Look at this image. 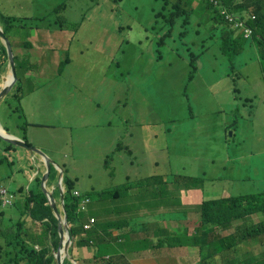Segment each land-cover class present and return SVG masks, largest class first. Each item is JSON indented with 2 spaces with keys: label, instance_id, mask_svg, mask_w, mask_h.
Returning <instances> with one entry per match:
<instances>
[{
  "label": "rangeland",
  "instance_id": "rangeland-1",
  "mask_svg": "<svg viewBox=\"0 0 264 264\" xmlns=\"http://www.w3.org/2000/svg\"><path fill=\"white\" fill-rule=\"evenodd\" d=\"M7 1L15 4L8 5L7 12L19 16L15 24L23 26L12 33L11 42L24 63L17 68L14 87L0 101V124L42 146L39 149L75 180V187L97 183L107 193L131 186L133 182L125 175L136 180L154 168V172L166 170L169 184L181 188L192 184L187 181L188 172L197 167L203 178L200 185L215 195H222L227 184L242 186L250 194L264 190V152L258 151L264 148V61L258 43L252 38L244 40L240 31H235L236 39L233 32V38L229 36L231 44L233 39L240 42V52L225 48L227 27L204 4L206 0H181L183 8L171 35L161 44L178 0ZM57 6L65 7L58 10ZM59 19L71 33L69 39L61 40L65 47L36 42L50 34L47 31L44 36L28 38L37 27H56ZM23 40L42 44V50L36 45L34 51L28 49ZM192 55L196 70L190 78ZM66 57L69 62L59 72V63ZM9 70L10 66L3 75ZM98 75H107L108 82ZM245 101L251 102L254 116L249 115L251 108L244 106ZM109 115L111 127L123 132L124 148L105 163L91 135L104 128ZM151 122L154 148L151 139L142 140L151 136ZM210 132L224 135L227 161L222 152L210 156L211 145L200 142L210 139ZM179 135L192 137L194 143L189 146L197 148V157L157 150L164 145L163 139ZM20 151L28 153L23 160L17 158ZM30 156L26 149L8 148L0 139V184L14 187L10 178L21 176L20 167L32 172L36 166ZM238 177L243 179L237 181ZM92 208L91 202L88 213ZM17 209L21 215L20 201L0 206L6 215ZM0 220L2 227L12 225L17 230L16 222L21 219L6 216ZM32 227L33 237L44 230L40 223ZM55 240L47 234L42 244L54 248ZM76 247L75 257L80 255ZM10 251L7 247L0 250V264H7Z\"/></svg>",
  "mask_w": 264,
  "mask_h": 264
},
{
  "label": "crops",
  "instance_id": "crops-1",
  "mask_svg": "<svg viewBox=\"0 0 264 264\" xmlns=\"http://www.w3.org/2000/svg\"><path fill=\"white\" fill-rule=\"evenodd\" d=\"M236 1L248 10L252 9L253 4L244 2V0ZM197 4L198 2L193 3L194 6ZM8 5L15 6L13 2L8 3L7 0H0V12L19 17L7 12ZM44 31L50 32V34L37 41L43 40L42 43L57 42L62 48L65 47V44L61 40L69 39L71 35L67 29L44 26L36 28L35 33L28 37L33 40L37 36H44ZM226 31L233 32L235 39L238 37L232 27L228 26ZM32 44L31 49L35 46V43L32 42ZM98 77L106 83L109 80L107 75H98ZM249 103L251 102L245 101L244 106L251 108L249 115L254 116L253 106ZM108 118L109 120L104 123V128L91 135L92 141L97 144L99 159L104 162L113 149L114 154L121 152V148L117 149V144L124 137L120 127H111L110 115ZM151 124V136L142 137V140L147 143L151 139V146L154 148V122ZM167 129L170 128L167 126ZM210 136V139H203L200 142L206 146L211 145L210 156L222 152L226 154L227 161L230 156L227 155L228 147L224 135L210 132ZM214 141H217L218 144L214 145ZM162 143H164L163 146L156 147L161 152L165 150L167 154H170L172 151H181L184 154L192 153L196 157L198 155L197 148L189 146L194 143L191 136H171L163 139ZM168 144L170 145L168 146ZM34 145L42 148L39 144ZM258 151L264 152V148H258ZM27 156V152L20 151L17 158L23 160ZM37 156L35 153L30 156L36 166L32 172L20 167L18 172L21 176L10 178L15 183L14 187H8L10 190L20 191L21 188H26L27 182L43 171V158L42 156L37 158ZM157 163L155 162V164ZM200 174L197 173V167H192L188 172V176L197 178H201ZM89 175L92 176L93 172L89 171ZM154 175H158V177L154 178ZM166 177V170L154 172L153 168L150 174L136 180L130 174L125 175V179L132 181L133 184L130 186L125 183L124 185L128 186L115 192H103L105 186L97 183L82 187V189L76 186L84 192H92L90 195L95 199L92 201V213L87 214V220L92 216L97 219L93 230L89 232L92 235V238L89 239L91 244L76 247L80 254L76 256L79 264H86L85 261L92 259L97 252L100 259L103 256L105 259L125 261L129 264H264V231L255 234L252 230L253 225L264 223V212L253 213L244 220L238 219L226 226L206 229L205 232L200 229L202 220L200 212L196 210L198 206L206 200L251 195L244 187L227 184L222 195H215L214 191H210L211 188L206 190L200 183L192 180L188 182L192 184L186 187L175 188L168 183ZM235 179L239 181L243 178ZM227 181L232 183L233 179ZM56 185L59 186V183L53 181L51 189L55 191ZM260 192H264V190ZM21 197L22 194L18 193L15 203L18 204ZM59 200L61 203V198ZM8 216L20 217L19 210L9 213ZM24 218L27 219L28 224L23 229L21 236L34 242L32 225L40 223L44 230L47 225L30 221L28 216H24ZM196 235L199 236L197 243L194 239ZM45 241L46 237L43 232V236L36 243L45 246L42 244Z\"/></svg>",
  "mask_w": 264,
  "mask_h": 264
},
{
  "label": "trees",
  "instance_id": "trees-1",
  "mask_svg": "<svg viewBox=\"0 0 264 264\" xmlns=\"http://www.w3.org/2000/svg\"><path fill=\"white\" fill-rule=\"evenodd\" d=\"M247 3L253 4L252 9L253 13L256 16L254 21H249V25L254 29V34L252 35V39H254L259 46L261 59L264 61V0H245ZM236 0H222V4L228 6L232 11L241 15L247 8L239 5ZM208 7H212L216 13L219 14L218 10L214 7L211 0H206ZM181 0L175 3L174 11L170 14L168 18L169 30L168 32L161 37L160 44L162 43L165 36L171 34V28L174 25L175 18L179 16L182 10ZM244 8V9H243ZM187 12V11H186ZM189 13V12H187ZM221 17V16H220ZM19 17L11 16V15H0V23L4 28L5 34H9L14 30H21L23 26L14 24ZM224 46L226 49L235 50L237 53L240 52V42L233 39L232 44L229 42V36L232 37L231 31H226L224 34ZM233 38V37H232ZM244 40L246 39L242 36ZM7 58V51L3 44L0 43V74L5 69V61ZM196 56L192 55L190 57V65L192 67L191 74L196 69L195 65ZM68 61V59H66ZM16 69L21 66L24 60L19 59L17 55H15ZM64 61L60 63V70L63 69ZM264 73V67H263ZM234 92L237 93L238 90L234 89ZM18 97V95H16ZM22 111V110H21ZM24 140L30 144L27 139V136L24 134ZM8 148L14 147V144L6 142ZM120 148V144L118 145ZM113 155H110L108 158H112ZM108 162V159H107ZM58 170L52 168L50 174L55 175ZM189 180H192L197 183H201L203 178H197L195 176H189ZM36 187L28 188L27 192L25 191V199L23 201V208L28 211V213L32 216L34 220L43 221L48 228H52L51 224H53V236H59L58 232V219L54 214L52 207L47 203L48 198L40 189L41 187V177L37 176L35 179ZM65 185H66V196H65V207L68 213L69 222L71 224V234L72 238L76 240L77 244L88 245L89 240L84 237L78 239V236L82 235L84 225H83V217L84 215L79 211L80 198L74 195L75 189V181L69 175L65 174ZM197 211L200 212L202 225L200 227L203 232L205 230L210 229L208 226L213 228L214 226H226L229 225L232 221L236 219H244L249 215L256 212H264V192L258 194H251L243 197H230L229 199H212L204 201L200 206L196 208ZM1 215H4V212H1ZM46 218H48L46 220ZM2 220H0V224ZM18 228L17 230L12 229V226L2 227L0 225V250L3 247L10 248L11 251L6 253L8 259H6L7 264H21L24 259H26L27 264H56L55 256L49 255V250L46 248L38 249L36 244H32L26 238L21 236L22 229L19 227L24 226L23 221L17 222ZM199 229V228H198ZM252 230L255 234L264 231V223L253 225ZM198 232V231H197ZM196 232V233H197ZM91 235V233H90ZM92 236V235H91ZM40 238V237H38ZM199 236H195V242H198ZM49 258L50 261H45L46 258ZM100 256L98 253L95 256V260L91 261L93 264H129L124 262H99L98 258ZM64 264H72L70 259H66Z\"/></svg>",
  "mask_w": 264,
  "mask_h": 264
},
{
  "label": "clouds",
  "instance_id": "clouds-1",
  "mask_svg": "<svg viewBox=\"0 0 264 264\" xmlns=\"http://www.w3.org/2000/svg\"><path fill=\"white\" fill-rule=\"evenodd\" d=\"M179 1V0H178ZM177 1V2H178ZM212 1V3H213V5L214 6H216L217 7V10H218V12H219V14L218 13H216V19L221 23V24H224L227 28H228V26H230V27H232V29H234L235 31H240L241 32V35L242 36H244L246 39H250V38H252V35L254 34V29L249 25V21H254L255 19H256V16L254 15V13H253V9H251V10H246V11H244L241 15H239L238 13H235L234 11H232V9H230L228 6H226V5H223L222 4V0H211ZM244 2H245V0H244ZM64 7L65 6H57L56 7V9H64ZM223 10H225L224 12H223ZM246 13V16H245V18L243 19V21H244V23H245V26L246 27H249L251 30H252V32H251V34L249 35V36H247L246 35V33H245V29L244 28H240V27H237L236 26V22H237V20L238 21H240V19H241V17L244 15ZM2 14H5V15H10V14H6V13H3V12H0V15H2ZM11 16H13V15H11ZM221 16V17H220ZM16 17V16H15ZM20 18V17H19ZM18 18V19H19ZM230 18H232V19H230ZM242 21V20H241ZM15 24V23H14ZM56 27L57 28H60V29H66V25L64 24V20H62V19H59V20H57V22H56ZM228 25V26H227ZM0 27H1V29H2V31H3V33L5 34V32H4V28L2 27V25H1V23H0ZM49 28H54L53 26H48ZM38 28V27H37ZM170 29V28H169ZM168 29V30H169ZM172 29V28H171ZM17 31H19V30H14V31H12V32H10L9 34H5V36H6V38L10 41V43H11V46H12V42H11V40L13 39L12 37H11V35H12V33L13 32H17ZM168 32V31H167ZM30 35V34H29ZM28 35V36H29ZM171 35V34H170ZM170 35H168V36H170ZM29 38V37H28ZM0 39H1V41H2V44L5 46V48H6V51H7V47H6V43H5V40L1 37V35H0ZM43 41V40H42ZM42 41H36V42H41L42 43ZM23 44L25 45V47H27L28 49H30V50H33V49H35V48H33V49H31L32 48V46H33V44H32V42H31V40H26V41H24L23 40ZM18 45V44H17ZM35 45H36V47L37 48H40L41 50H42V47H43V45L41 44L40 46H38L36 43H35ZM12 51H13V55H14V60H15V55H17L18 57H19V59H21V60H24L23 58H21V56L20 55H18V54H16L15 53V51H14V49H13V47H12ZM257 51H258V47H257ZM66 59H68V61H66ZM64 61V65H66V63H68L69 62V58L68 57H66L64 60H62V61H60V63L61 62H63ZM5 69H4V71H2L1 72V74H0V92H1V90L3 89V87L8 83H6V84H4V85H2L1 86V82H2V80H4L5 79V77H4V75H3V73L6 71V68L8 67V66H10V70H9V73H8V75H11V65H10V60H9V56H8V52H7V58H6V61H5ZM24 63V62H23ZM60 63H59V67H58V71L59 72H61L62 70H60ZM64 65H63V67H64ZM191 66V65H190ZM15 68H16V62H15ZM192 68V67H191ZM195 71V70H194ZM193 71V72H194ZM264 74V73H263ZM3 75V76H2ZM190 78H192V75L190 76ZM17 69H16V80H15V82H14V84H13V86L11 87V89L0 99V101L12 90V88L14 87V85H15V83H16V81H17ZM10 81V80H9ZM0 126H1V128H4V129H6L8 132H10L6 127H4V126H2L1 124H0ZM11 133V132H10ZM13 134V133H12ZM15 135V134H14ZM26 135V134H25ZM16 136H18V137H20V138H22L23 140H24V138H23V136H24V134L22 135V136H19V135H16ZM0 139H2V140H4L3 138H1L0 137ZM5 142H9V141H6V140H4ZM29 141V140H28ZM9 143H11V142H9ZM27 143V142H26ZM13 144V143H12ZM29 144V143H28ZM120 144V148H121V150L124 148V145H123V143H122V141L120 142L119 141V143L117 144V149H120V148H118V145ZM29 145H32V146H34L33 144H29ZM16 147H21V146H18V145H15L14 144V147H12L11 149H15ZM36 147V146H35ZM22 148H24V147H22ZM38 148V147H37ZM24 149H26V148H24ZM39 149V148H38ZM28 152H30L31 154H33V153H35L36 155H38V156H42V161H43V164H44V169H43V171L39 174V175H35L34 177H33V179L31 180V184L30 185H28L26 188L25 187H23V188H21L20 189V191H12V190H10L7 186H5V185H3V184H0V189H5L6 190V194H7V196L10 198V202H5V198H4V195L3 194H1L0 193V206L1 207H6V206H14L16 203V200H17V195H18V193H20V194H22V197L20 198V203L22 204V208L24 207L23 206V201H24V199H25V196L27 195V193L25 194V191L27 192V190H28V188L30 187V188H35L36 187V183H35V178L37 177V176H40L41 177V187H40V189H42V191L44 192V194L47 196V198H48V204L52 207V209H53V211H54V214H55V216L57 217V219H58V232H59V236H53L52 235V233H53V224H51V226H52V228H48V226H47V228L45 229V230H43L42 232H41V235H37V236H39L40 238H38V237H33L34 238V242L33 241H31V240H29L31 243H33V244H36V246H37V248L38 249H42V248H46L47 247V249L49 250V254H48V256L49 255H54L55 256V263L56 264H58V261H57V256H56V254L59 252V250L61 249V248H64V245H62L61 244V242H62V238H61V234H60V230H59V213H58V211L55 209V207H54V204H53V202H55L56 204H57V207L59 208V211H60V214H61V216L62 217H65L64 216V214H65V211H66V207H65V209H64V206H65V197H64V199L62 198V192H64V195L66 194V185H65V182H64V180H65V174H67L66 173V171H65V169L63 168V166H61V165H59V164H56L55 162H53V159L51 160L50 158H48V156H46L45 154L44 155H41L40 153H38V152H33V151H30V150H28V149H26ZM110 155H113L114 156V152L113 153H111V154H109L107 157H106V161H105V163H107V159H108V161H109V159L110 158H108ZM112 156V157H113ZM49 160V161H51V170H50V172L52 171V166H53V168L54 169H56V171L58 170V173L56 172V174L53 176L52 174H50L49 173V179H47L48 180V182H47V191H48V193L50 194V196L45 192V190H44V186H42V176H43V173L46 171V164H45V161L46 160ZM55 161V160H54ZM58 168H55V166ZM61 171H63L64 172V178H63V182L61 181ZM67 175H69V174H67ZM70 176V175H69ZM71 177V176H70ZM158 177V175H154V178H157ZM72 178V177H71ZM73 179V178H72ZM168 180V179H167ZM53 181H57V184L59 183V186H57L56 188H55V191H54V189H51V185H52V182ZM75 181V180H74ZM187 181L188 182H190V180L189 179H187ZM169 183V182H168ZM157 184H159V183H157ZM117 190H120V189H116V190H114V191H111V192H115V191H117ZM103 192H106V191H103ZM51 194L53 195V197L55 198V201L52 199V197H51ZM90 194H92V192L91 193H87V192H84V191H82V190H80V189H78V188H76L75 187V189H74V195L75 196H77V197H79L80 198V204H79V211L84 215V217H83V225H84V229H83V232H82V235L81 236H78V239H81V238H84V237H86L88 240L89 239H91L92 238V236L90 235V231H92L93 230V227L95 226V224L97 223V219L94 217V216H92V217H90L88 220H87V214L89 215V213H88V204H90L91 202H92V197H91V195ZM256 194H258V193H256ZM66 196V195H65ZM241 197H243V196H241ZM61 198V203H60V199ZM230 197H228V198H217L216 200H218V199H229ZM61 207L63 208V213H62V209H61ZM1 212H4L3 210H0V218H4V217H6L7 216V218L8 219H10V220H12L13 218L12 217H10V216H8V215H6V213L4 212V215H1ZM66 213H67V211H66ZM57 214V215H56ZM67 215H68V213H67ZM201 215V214H200ZM252 215V214H251ZM24 216H28V218H29V220L30 221H36V222H41L42 224H44L43 223V221H38V220H34L33 218H32V216L28 213V211L27 210H25L24 208H23V210H22V213H21V215H20V217H18L19 219H21L22 221H23V224H24V226H20L19 227V229H22V233H23V229L27 226V224H28V222L26 221L27 219L26 218H24ZM250 216V215H249ZM247 218V217H246ZM15 219V218H14ZM48 218H46V220H47ZM245 219V218H244ZM244 219H239V220H244ZM20 220V221H21ZM236 220H238V219H236ZM236 220H234V221H236ZM68 221H69V218H68ZM16 224H18L17 222H16ZM45 225V224H44ZM10 226H12V225H10ZM69 227H70V233H71V224H70V222H69ZM217 227H222V226H218V225H216V226H214L212 229H214V228H217ZM16 230V229H15ZM43 232H44V236L46 237V235L47 234H49L52 238H56V240L55 241H53V244H54V248H52L51 246H50V244H48V245H46V246H41L39 243H36V241H38V240H40L41 239V237L43 236ZM21 233V234H22ZM89 233V237L87 236V234ZM68 237H67V235L65 236V240L67 239ZM71 238H72V234H71ZM74 244L76 245V246H80V245H78L77 244V242H76V240H74L73 238H72V244H71V247H70V249H69V253H68V257H66L65 258V260L66 259H70L71 260V262H72V264H79V260H78V258H76L75 256H74V253H73V250H74ZM91 243L89 242V244L88 245H90ZM82 246H87V244L86 245H82ZM81 247V246H80ZM98 253V252H97ZM96 253V254H97ZM96 254H95V256H96ZM99 255V254H98ZM48 256H47V258H46V260L45 261H50L49 260V258H48ZM95 256L92 258V259H90V260H86L85 262H86V264H87V262L88 263H90V264H93L91 261H93V260H95ZM101 257H99L98 258V261L99 262H104V263H109V262H111V263H113V262H118V261H115V260H113V259H105L103 256H102V259H100ZM65 260H64V262H63V264L65 263ZM78 261V262H77ZM21 264H27L26 262H24V260L22 261V263Z\"/></svg>",
  "mask_w": 264,
  "mask_h": 264
},
{
  "label": "water",
  "instance_id": "water-1",
  "mask_svg": "<svg viewBox=\"0 0 264 264\" xmlns=\"http://www.w3.org/2000/svg\"><path fill=\"white\" fill-rule=\"evenodd\" d=\"M0 35L5 40L7 52H8V56H9V60H10V65H11V79L1 90V92H0V99H1L11 89V87L13 86V84L16 80V68H15V60H14V55H13L11 43L6 38L1 27H0ZM2 129H3V131H5V134L0 132V137L3 138L4 140L9 141L15 145L24 147L30 151L38 152L41 155H44V153L40 149H38L37 147L29 145L22 138L8 132L4 128H2ZM45 164H46V171L43 173V176H42V186H44L45 192L50 196V194L47 191V182H48L47 179H49L48 177H49V173L51 170V161H49L47 159L45 161ZM63 178H64V172L61 171V181L62 182H63ZM51 197L55 201V198L53 197L52 194H51ZM64 197H65L64 192H62V198L64 199ZM53 204H54L55 209L59 213L58 214L59 215V230H60V234H61V238H62L61 244L64 245V248H61L59 250V252L56 254V256H57L58 264H63L65 258L68 257L69 249H70L71 244H72V238H71V233H70L68 215H67L66 211L64 214L65 217H62L60 214L59 208L57 207V204L55 202H53ZM64 209H65V206H64ZM66 235L68 238L65 240Z\"/></svg>",
  "mask_w": 264,
  "mask_h": 264
},
{
  "label": "built area",
  "instance_id": "built-area-1",
  "mask_svg": "<svg viewBox=\"0 0 264 264\" xmlns=\"http://www.w3.org/2000/svg\"><path fill=\"white\" fill-rule=\"evenodd\" d=\"M224 11H225V10H223V12H224ZM230 19H232V18H230ZM236 26H237V27H240V28H244V29H245V33H246L247 36H249V35L251 34V32H252V30H251L249 27H246V26H245V23H244L243 20H242V21H238V20H237V22H236ZM0 193L4 195L5 202H10V198L7 196V194H6V190H5V189H0Z\"/></svg>",
  "mask_w": 264,
  "mask_h": 264
},
{
  "label": "bare ground",
  "instance_id": "bare-ground-1",
  "mask_svg": "<svg viewBox=\"0 0 264 264\" xmlns=\"http://www.w3.org/2000/svg\"><path fill=\"white\" fill-rule=\"evenodd\" d=\"M4 77H5V79L2 80L1 86L4 85V84H6L7 82H9V80L11 79V75H8V73L5 74ZM0 132L5 134V131H3V129L1 128V126H0Z\"/></svg>",
  "mask_w": 264,
  "mask_h": 264
}]
</instances>
